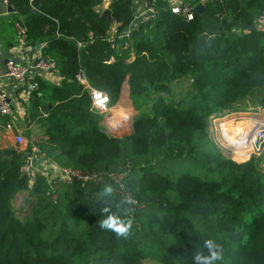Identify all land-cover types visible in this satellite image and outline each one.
<instances>
[{
	"label": "trees",
	"instance_id": "1",
	"mask_svg": "<svg viewBox=\"0 0 264 264\" xmlns=\"http://www.w3.org/2000/svg\"><path fill=\"white\" fill-rule=\"evenodd\" d=\"M105 1L10 3L24 17L30 42L48 43L63 76L60 85L39 80L32 92L39 146L63 166H125L126 188L141 205L125 216L131 234L119 238L99 227L103 207L120 215L131 208L120 203L113 182L62 183L53 201L47 178L29 187L24 154L9 147L0 150V264H194L209 238L225 247L219 264H264V153L239 162L209 132L213 114L264 107V31L248 28L264 0H186L205 2L190 21L161 0L157 18L138 27L128 49L119 38L112 47L109 30L112 21L119 33L127 28L134 2L109 0L103 17L96 7ZM81 71L112 105L129 85L137 111L129 134L104 131L103 115L91 110L90 94L76 79ZM108 185L111 197L103 194ZM19 192L32 197L20 215Z\"/></svg>",
	"mask_w": 264,
	"mask_h": 264
},
{
	"label": "built area",
	"instance_id": "2",
	"mask_svg": "<svg viewBox=\"0 0 264 264\" xmlns=\"http://www.w3.org/2000/svg\"><path fill=\"white\" fill-rule=\"evenodd\" d=\"M6 5L10 4V0H3ZM159 1L161 0H141L138 7L134 11V15L122 32H118V28H113L108 40L115 47L117 38L126 39L123 47L128 49L131 47L134 32L138 27L149 21L157 18L159 14ZM174 13L184 16L187 20H193L196 15V5L187 2L186 0H167ZM198 12V11H197ZM257 30L264 31V10L256 17L254 21ZM18 32L20 38L24 41L28 37V29L23 22H20ZM90 37H93V32H90ZM48 43L43 42L42 48L47 47ZM81 45V43H80ZM38 50L37 58L34 62H18L14 59H9L6 64L5 77H9L20 84L27 85L31 91L39 88V81L36 76L46 77L48 74L57 71L58 63L55 58L49 54H45L43 49ZM129 61V59L127 60ZM77 81L83 85V89L87 90L91 97V110L100 113L106 119V129L112 132L119 131L123 127L117 128L110 123V117L113 111L111 98L106 93L99 89L92 87L85 72L81 71L76 74ZM194 81L193 78L190 79ZM257 107H249L250 110ZM262 106H259L256 114H251L247 111L249 117L250 128H245L239 143H233L238 153L241 145L246 144L249 154L264 153V111ZM0 113L2 115L11 114V105L9 102L7 92L0 90ZM228 115V114H227ZM233 120V119H232ZM241 120V119H240ZM244 120V119H243ZM132 121L130 117L128 123ZM104 125V126H105ZM212 132V131H211ZM228 133V132H227ZM14 142L17 150L24 154V161L22 165V173L28 178V185L32 187L38 176L46 177L50 183V188L47 191L50 199L57 201L58 188L62 183H72L76 180L94 181V182H113L117 186V191L125 198L132 200L130 205L133 211H136L141 205L138 200L126 188L127 169L123 166L118 171L102 172L98 170L88 171L71 166H63L55 160H50L47 153L38 145L31 144L26 136L20 131L14 135ZM218 142V141H217ZM237 146V147H236ZM239 147V148H238ZM28 193V192H27Z\"/></svg>",
	"mask_w": 264,
	"mask_h": 264
},
{
	"label": "crops",
	"instance_id": "3",
	"mask_svg": "<svg viewBox=\"0 0 264 264\" xmlns=\"http://www.w3.org/2000/svg\"><path fill=\"white\" fill-rule=\"evenodd\" d=\"M140 1L141 0H133L135 10ZM109 3V0H106L101 6L96 7L97 11H100L103 15L105 10L109 9ZM203 3L205 4V2ZM10 6L13 7V10L9 9ZM34 11L36 12L37 10L35 9ZM20 22L25 23L24 17L20 16V19L18 18L14 5L11 3L6 5L3 0H0V90L7 92L11 105V114L2 115L0 113V150L9 147L16 148L14 142V135L16 132L21 131L31 144L33 143L38 146L42 139V127L36 122V120L30 117L29 107L33 91H31L27 85L20 84L19 82L4 76L6 64L9 59H14L18 62H34L37 58L38 50L42 48L43 42H30L28 37L26 41L20 38L18 32ZM111 23L112 25L109 34L113 31V28H118L119 26V23L117 22L112 21ZM79 45L82 46V42H79ZM42 49L43 52L47 54L46 47ZM111 60H113V57ZM36 78L38 81L44 80L53 85H60L63 81V76L60 73L59 68L57 71L48 74L46 77L36 76ZM119 105L124 108L127 107L128 109H134L126 85L122 89L121 96L116 104L113 105V108ZM105 121L106 119L103 116V120L101 121L103 126ZM51 159L55 160L50 157V160Z\"/></svg>",
	"mask_w": 264,
	"mask_h": 264
},
{
	"label": "rangeland",
	"instance_id": "4",
	"mask_svg": "<svg viewBox=\"0 0 264 264\" xmlns=\"http://www.w3.org/2000/svg\"><path fill=\"white\" fill-rule=\"evenodd\" d=\"M176 91H179V89L176 88ZM248 105L249 104L245 105V107L241 106V108L239 110L237 109L236 111H231L229 109H225L221 113L213 114L210 118L209 132L216 139V141H218L217 143L223 149H225L226 153L239 162H247V161H250L254 156H259L258 153L249 154V151L244 152V153H242V152L238 153V151L235 148H233V143L234 144L239 143L241 141V136L243 134L244 129L250 128V126L245 127V124H247V122H244L242 120H239V121L237 120V124H239V125L235 126V127H233V125L232 126L228 125L226 127L225 123H227V121H229V120L231 121V119H235L237 116L242 115L243 111H246V112L249 111L250 110L249 108L245 109ZM116 107H118V106H116ZM256 107H257L256 109L250 110L249 112H251V114H256L259 106H256ZM125 108L128 109L127 107H125ZM129 110L132 113V115H131L132 121H130V123H127L125 126H123L122 129H120L119 131H116V132L115 131L112 132L106 128L104 131H106L110 135H113L116 137H121V136H124L126 134H129L132 131L133 118L137 114V111L134 110L133 108H129ZM263 111H264V108H263ZM115 116L116 117L119 116L120 118H122L124 116V112H122V111H120L119 113L116 112ZM248 122H250V121H248ZM105 127H106V125H105ZM224 127H226V129H228V131H229L228 134H227ZM261 154H263V153H261ZM260 164L264 168V159L262 160V162ZM29 196H30V193L20 192L15 197L14 206H15V209L19 215H20V213L26 212V210L29 208V202H30V199L32 198L31 196L30 197ZM140 264H161V263L154 261V260H151V259H145Z\"/></svg>",
	"mask_w": 264,
	"mask_h": 264
},
{
	"label": "clouds",
	"instance_id": "5",
	"mask_svg": "<svg viewBox=\"0 0 264 264\" xmlns=\"http://www.w3.org/2000/svg\"><path fill=\"white\" fill-rule=\"evenodd\" d=\"M113 193L114 188L111 185L104 187L103 194L105 196L111 197ZM120 203L122 205H131L132 200L128 197H125ZM101 212L106 214L104 215V218L98 222L101 229L110 231L119 238L126 239L129 237L133 223L130 218L126 219L125 216L130 214L131 208H124V215L113 212L109 206L103 207ZM224 257V245L218 243L212 238H209L204 241V250H197L193 254V262L194 264H219L220 261L224 260Z\"/></svg>",
	"mask_w": 264,
	"mask_h": 264
},
{
	"label": "bare ground",
	"instance_id": "6",
	"mask_svg": "<svg viewBox=\"0 0 264 264\" xmlns=\"http://www.w3.org/2000/svg\"><path fill=\"white\" fill-rule=\"evenodd\" d=\"M119 107H122V106H118V107L113 108V111H112V114H111V117H110V123L112 125H115L117 128L125 126L128 123V121H129V119H130V117L132 115V113L130 112L129 109H126L124 107H122V108H119ZM119 110L122 111V112H124V116L122 118H120L119 116H117V117L115 116L116 115V112H118V113L120 112ZM249 117L250 116H248V114H246V111H243V114L242 115L237 116L233 120L231 119V121L230 120L227 121V123H225L226 124V127L228 125H231V126L233 125V127L238 126L239 124H237V120L239 121L240 119L242 121H244V122H247V124H245V127L246 126L249 127V122H248L249 121ZM226 127H224V128H225L226 132L229 133V131H228V129H226ZM238 145H241L240 146V149H239V152L244 153V152H248L249 150L250 151L252 150L251 147H250V149H247L246 148V144H238Z\"/></svg>",
	"mask_w": 264,
	"mask_h": 264
},
{
	"label": "water",
	"instance_id": "7",
	"mask_svg": "<svg viewBox=\"0 0 264 264\" xmlns=\"http://www.w3.org/2000/svg\"><path fill=\"white\" fill-rule=\"evenodd\" d=\"M9 9L10 10H13V7H9ZM196 10L199 12V13H203L204 12V10H205V4L203 3V2H199L197 5H196ZM110 9H107V10H105V12L103 13V17H105V16H107L108 14H110ZM248 28L250 29V30H257V28H256V25H255V23L253 22V23H251L250 25H248ZM127 86V89H128V91H129V93H130V88H129V85H126Z\"/></svg>",
	"mask_w": 264,
	"mask_h": 264
}]
</instances>
